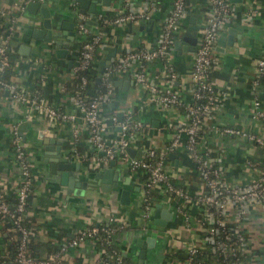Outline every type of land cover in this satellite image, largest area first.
Segmentation results:
<instances>
[{
	"label": "crops",
	"instance_id": "0c3cea01",
	"mask_svg": "<svg viewBox=\"0 0 264 264\" xmlns=\"http://www.w3.org/2000/svg\"><path fill=\"white\" fill-rule=\"evenodd\" d=\"M26 1L0 0V10L3 11L0 14V33L9 18L14 19L15 25L9 39L10 65L4 72L5 78L37 94L45 103L64 111L75 112L71 94L62 87L74 73L77 64L76 47L85 36L76 27L77 13L81 12L77 11L76 5L70 8L67 7L68 1H62L53 15V20L72 21V30L75 32L73 39L68 40L62 35V28L56 31L57 36L62 37L61 42L68 44L64 56L60 57L55 50L61 44L54 40L32 41V28L40 25L41 16L38 11L33 13L27 10ZM227 1L231 10L230 20L216 34V38L223 36L224 43L218 45L215 40L213 62L209 71V81L217 95V102L210 115L205 118L199 143L219 164L225 180L231 184H240L255 175L247 161L251 160L258 166L260 150L253 142L234 134L217 132L214 127L231 124L264 136V124L249 116L252 70L256 60L264 58V0ZM169 6L170 0H150L147 19L103 25L104 45L95 55V65L105 56V47L115 51L114 57H117L126 48L154 46ZM130 7L142 9L143 0H128V8ZM184 7L185 15L174 39L179 38L188 25L195 24L198 29L206 15L207 0H185ZM125 8L124 0H109L108 4L96 5L94 12L85 10L83 14L94 22L88 23L91 31L96 26L95 13L98 10L115 14ZM228 35L231 44L226 41ZM193 52H178L172 45L167 58L168 65L174 72L172 79L167 73L166 61L160 58L135 64L133 69H141L155 80L159 89L170 87L178 93L181 103H189L192 100L189 71ZM117 79L121 82L117 83ZM123 80L127 83L124 84ZM113 85V96L109 101L101 103L99 108L103 114L114 112L117 115L120 112L121 116L125 111L131 110L133 116L140 120L141 125L129 146L134 150L133 155H138L142 148L167 149L177 127L184 122L182 106L167 107L157 104L133 80L129 71L116 74ZM259 92H264V76L260 80L258 94ZM259 99L264 107V99ZM21 124L24 127L19 129ZM116 133V126H111L104 136L109 138ZM181 136L183 137L182 134ZM14 140H19L22 144L33 176L31 197L26 208L27 221L32 226L29 250L33 256H45L81 230L112 218L118 228L111 234V241L129 259L137 263L140 248L138 243H145L146 237H152V245L145 248L143 264H189L180 254H184L191 244L197 242L200 227L194 221L183 220L182 213L176 208L177 203H182L180 197L157 193L152 201V205L158 202L171 212L170 218L163 225L143 216V170H128L118 158L110 165V161L107 164H95L89 158L82 157L92 151L83 122L76 125L67 121L52 122L38 109L18 102L0 88V191L5 196L15 194L21 179L20 165L12 154ZM57 142L60 147L58 160H69L71 174L85 180L87 185L97 191L96 194L85 193L78 197L67 192L66 185L59 182L58 175L50 171L48 158L52 156L53 146ZM168 153L175 155L168 156ZM106 169L114 171L116 178L111 175V171L104 175L102 182L109 190H101L96 182L99 178L94 173ZM165 170L178 186L189 192L199 189L196 167L179 149L166 153ZM121 185L128 189L125 203L120 201ZM183 208L185 213L192 215L198 206L190 200L185 202ZM236 224L246 239L245 259L252 264H264V205L253 208ZM5 240L6 232L0 226V251L5 249ZM101 253L102 248L88 236L77 240L74 245H67L60 254V259L62 264H101Z\"/></svg>",
	"mask_w": 264,
	"mask_h": 264
},
{
	"label": "built area",
	"instance_id": "2783aa9c",
	"mask_svg": "<svg viewBox=\"0 0 264 264\" xmlns=\"http://www.w3.org/2000/svg\"><path fill=\"white\" fill-rule=\"evenodd\" d=\"M149 1L143 0L144 7L135 10L131 7L128 8V0H124L126 7L124 10L115 14L98 10L95 13V21H100L105 25L147 19ZM184 3L185 0H170L169 9L163 17L154 46L126 48L119 56H113L100 73H98V64L95 65V55L104 45L103 29L101 26H95L90 31V24L85 22L87 15L77 13V30L85 36L80 39L76 47L77 64L74 71H83L79 75L81 88H84L85 84L95 76H99V82L95 85H100L101 89L87 101H83L75 92H69L76 108L75 112L64 111L57 106L45 103L37 94H33L24 87L2 77L10 65L9 39L15 28L14 19L9 18V22L5 24L0 33V88L6 90L18 102L38 109L44 117L52 122L67 121L73 122L75 125L83 122L87 129L92 151L82 157L89 158L92 163L107 164L110 160L118 158L128 170H143L142 201L146 199L144 192L153 191L155 193L154 197H148L145 206L142 207L144 209L143 216H147L146 211L151 207L157 193L180 197L182 203H177L176 208L182 213L183 220L194 221L200 227L197 242L191 244L186 252L193 254L196 248L204 247L208 248L212 254L210 259L199 260L197 264H242L240 255H245L246 239L236 222L240 218L246 217L253 208L264 205V136L231 124H220L214 127L217 132L234 134L249 140L256 144L260 150L258 166H255V162L251 160L247 161V165L255 171V175L240 184L228 183L221 174L219 164L199 143L205 118L210 115L217 102V95L209 81V71L213 62L212 51L216 34L230 20L229 2L227 0H207L206 15L197 29L196 49L192 55L189 71L191 102L181 103L175 90L170 87L159 89L152 77L146 75L139 68L133 69L135 64L139 65L142 62L160 58L166 61L169 77L171 79L174 77L167 58L175 34L185 15ZM2 13L3 11L0 10V14ZM128 71L132 74L133 80L149 94L151 100L162 106L176 107L180 105L184 109V122L177 127L168 143V150L153 147L142 148L138 155L130 156L126 148L135 139V132L141 125L140 120L133 116L131 110L125 111L120 120L117 119L114 112L106 115L100 111V104L109 101L114 94V76ZM263 76L264 58H258L250 79L249 116L264 124V107L257 95ZM62 89L65 88L62 87ZM111 126H118L119 129H117L116 135L106 138L104 133ZM176 149L183 152L196 167L199 189L193 192L173 183L165 170L166 153ZM12 154L20 165L21 179L15 192L16 202L12 208H8L6 202L1 198L2 192L0 191V213H6L11 219L10 229L17 232L15 236L17 243L13 255L5 254L0 259V264H62L60 254L67 245L76 244L77 240L82 237L89 236L94 239L98 227L95 225L81 230L68 242L61 244L45 256L31 255L28 242L32 234V226L24 225L21 222L25 213L28 177L31 172L26 162L25 150L19 140L13 141ZM190 200L198 206L197 211L192 215L185 213L183 208L185 202ZM111 222H113L112 218H108L105 224ZM104 230L111 229L105 228ZM114 258L112 264H136L131 259L123 262L119 254H115ZM102 264H107V261L104 260Z\"/></svg>",
	"mask_w": 264,
	"mask_h": 264
},
{
	"label": "water",
	"instance_id": "95a60500",
	"mask_svg": "<svg viewBox=\"0 0 264 264\" xmlns=\"http://www.w3.org/2000/svg\"><path fill=\"white\" fill-rule=\"evenodd\" d=\"M67 2V7L73 8V6H77V11L84 13L85 10L89 12H94L96 5L99 4H108L109 0H27L25 2V8L31 12L38 11L41 16L40 25L33 27L31 32V38L32 41L39 40L44 42H50L54 40L57 44H61L59 48L55 50L56 55L63 57L65 54V51L67 49V43L61 42L62 37H58L56 32L59 28H62L63 31L61 32L62 35L65 37V39L72 40L74 35V30H72V21H65V20H53V15L58 10L59 5L61 3ZM51 7V10H50ZM86 23H94L90 19L85 20ZM146 27V25L144 26ZM196 29L197 25L191 24L188 25L187 30L180 35L179 38H176L173 40V46L177 51H194L196 49ZM60 33V32H59ZM61 38V39H60ZM223 36H220L219 38H216V43L218 45H222L224 43V40H222ZM227 43L231 44V38L228 35L227 36ZM113 50L109 49V47H105L104 53L105 56L102 59H99L98 64V73H100L103 68L110 62V59L114 56ZM22 53H26L25 51H22ZM99 82V76H95L90 82L89 86L86 89V93H90L92 88L95 86L96 83ZM121 80L117 79V83H120ZM123 83L126 84L127 82L123 80ZM259 98L264 99V92H259L258 94ZM117 119H121V113H117ZM24 127V124H21L18 126V128L22 129ZM116 129H119L118 126H116ZM17 134L22 135L21 132H17ZM52 141V140H49ZM54 141V140H53ZM60 147L59 143L55 146H53V152L52 156L48 158L50 161V171L52 173H55L58 175L59 182L63 185H66V191L71 192L75 194L76 196H83V194H96L97 191L93 189L92 186L87 185L85 180H80L77 177H74L71 174V166L69 160L60 161L58 160L60 156ZM128 154L130 156H133L134 150L131 147L126 148ZM175 154L168 153V156H174ZM114 161L110 160V165H113ZM111 175L116 178V174L114 171L110 169L102 170L95 172V177L99 178L97 179V183L99 185V188L101 190H107L108 188L103 184V176L107 173H110ZM101 181V182H100ZM115 186V185H114ZM109 190V189H108ZM128 199V189L121 185L120 188V201L121 202H127ZM153 209L151 210V208ZM147 217L153 221L156 224L163 225L167 219L170 218L171 212L167 210V208L161 206L160 203H153L151 207L147 209ZM153 240L152 237H146L145 243L140 242L139 250L137 252L138 254V264H143V258L145 255V248L147 245H152L151 241Z\"/></svg>",
	"mask_w": 264,
	"mask_h": 264
},
{
	"label": "trees",
	"instance_id": "16d2710c",
	"mask_svg": "<svg viewBox=\"0 0 264 264\" xmlns=\"http://www.w3.org/2000/svg\"><path fill=\"white\" fill-rule=\"evenodd\" d=\"M104 24L100 21L96 22V26L98 27H102ZM83 73V71H79V70H75L72 77L67 80L63 86L65 88V90L69 91V92H75L78 96L81 97V99L83 101H87L89 100V98L95 94L96 92H98L101 88L100 85H95L90 93H86V89L89 86V82L88 81L85 84L84 88L80 87V79H79V75ZM5 78L4 73L2 74ZM28 192L26 194V203H25V213L22 216V223L24 225L29 224V222L27 221V215H26V208H28V200L31 197V184H32V179L33 176L32 174H30V176L28 177ZM155 193L153 191H147L144 192V197H146V199H144L141 202V206L144 207L148 197H154ZM4 202H6L8 208H12L16 202V196L11 195V196H5L4 194H2L1 197ZM117 223L116 222H111V223H100L97 224L98 230L94 235V239L96 241V243L102 248V253H101V264L102 262L105 260L107 261V264H112L115 260L114 256L115 254H119L122 261H126L129 258L127 256H125L124 254H122L120 252V250L118 249V247L111 241V234L117 230ZM0 226L5 230L6 232V240H5V249L0 251V259L3 258L6 255L8 256H12L14 251H15V246H16V238L15 236L17 235L16 231H12L10 229L11 226V219L9 218V216L6 213H0ZM105 228L107 229H111V230H104ZM14 236V237H13ZM31 243H32V235H30L29 237V248H31ZM30 254H32V252L30 251ZM180 256H182V258H184L185 260H187L189 262V264H197V262L199 260L202 259H210L212 257V254L210 253L208 248H204V247H198L196 248V251L193 254H189L187 252H185L184 254H180ZM240 259L242 260V264H252L251 262L247 261L245 259V256L240 255ZM137 264V263H136Z\"/></svg>",
	"mask_w": 264,
	"mask_h": 264
}]
</instances>
